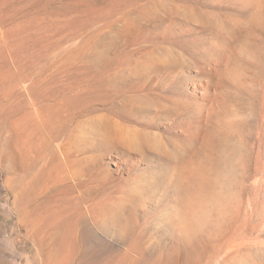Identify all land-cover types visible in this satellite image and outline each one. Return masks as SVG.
I'll return each instance as SVG.
<instances>
[{"label":"rangeland","instance_id":"1","mask_svg":"<svg viewBox=\"0 0 264 264\" xmlns=\"http://www.w3.org/2000/svg\"><path fill=\"white\" fill-rule=\"evenodd\" d=\"M234 8L218 0H0V264H264V29L246 31V13ZM202 81L211 88L197 95L207 118L189 100ZM192 111L204 119L203 143L178 132ZM107 117L161 141L171 159L105 141ZM25 141L43 148L40 164L61 154L41 193L59 191L43 207L44 223H27L18 193L37 158L29 151L28 165L12 160ZM66 155L81 159L79 178L66 174ZM179 157L197 171L186 174V207L178 206L177 173L150 187ZM87 186L107 209L119 204L118 221L80 216L61 254L48 257ZM182 210L194 213V226L168 219Z\"/></svg>","mask_w":264,"mask_h":264},{"label":"bare ground","instance_id":"2","mask_svg":"<svg viewBox=\"0 0 264 264\" xmlns=\"http://www.w3.org/2000/svg\"><path fill=\"white\" fill-rule=\"evenodd\" d=\"M218 1L219 2H222V1L227 2V3L231 4L232 6H234L238 11H240L242 13H246L247 19L244 20V21H246V25H247L245 28V29H247L246 31L252 33L254 28H256V29L259 28L261 30L264 29V0H218ZM239 23H241V22H239ZM20 24L21 23L15 24L14 29L17 30L18 27L20 26ZM14 29H13V27H9L8 29H6L4 31V35H7L11 30H14ZM236 29H237V25L235 24L234 25V32H233L234 37L237 36L236 35ZM252 37L254 38V36H252ZM239 48L242 51L247 52L249 55H251V57L254 56L255 52L249 48V46L246 44V42H241ZM234 58H235L234 60L236 62L239 59L238 56H235ZM243 61H245V60H243ZM240 65H242V64H240ZM235 69L236 68H232L231 72L229 73V75L233 78L239 74ZM218 72H221V71L220 70L214 71L215 74L219 75ZM0 75H2L0 78L4 79V77L6 76V73L4 75L3 74H0ZM226 75H228V74H226ZM219 76L221 77V75H219ZM219 82L220 81H218V84H219ZM30 85H31V83H30ZM210 89L211 88L207 84V82L202 81L199 84H197L196 86L192 85V87L190 89L191 94L189 95V100H191L195 104V107H194L195 110L201 109V108L206 109V116H205L206 118L210 115V112L208 111L209 109L206 108L205 105L198 102L197 95L198 94L200 95V93H202L203 91L208 92ZM42 108L43 107L41 105H39L37 107V110H39L41 112ZM180 110L181 109L179 107H175V109H173L172 112L174 115H177V114L179 115V114H181ZM210 111L212 112V110H210ZM192 113L194 116H191V115L188 116L186 118L185 127L183 129H178V132H183V133L189 135V137L192 139H195V138L202 139V143H203V141H204L203 138H204L205 134L203 135V133H202L203 130L201 129V126H199V125L201 123H203L204 119L202 118V114H199L196 111H192ZM167 118L172 119L173 117L169 114V115H167ZM171 124L173 126H175L176 128L181 127V126H177V124L174 125L175 124L174 121H172ZM102 134H103V139L105 141H111L112 139H114V140L121 142V144L123 146H126L128 148H134L137 150H143L146 148V149L154 150L157 154H159L163 157H166L167 160H169V158L171 159L172 152L167 147H165V144H163L161 141H159L157 143H153L152 140H149L143 132L140 133L137 130L135 132H134V130H129L128 128L124 127L119 121H117L114 118L107 117V120H106V123L104 126V133H102ZM47 143H49V142H47ZM32 145L33 144H31L29 147H27L26 141H25L24 145L22 146L24 148V150L22 148L21 149L17 148V150L12 152L11 158L13 161L18 160L20 163L24 164V162H25V164H27L26 159H27V156L29 154V151H35V153H37V155H36L37 158L34 156L33 161L31 163H29V165L27 164L28 168H34L35 171L28 174L27 179L24 182V185L20 187L18 193L20 195L21 200L23 201V203L25 205L24 209H25V215H26L27 223H44V220H45L44 212L45 211L43 210V207L47 205L46 202L52 203V201L57 196L59 191L55 190L52 193L47 192L46 194H43V195H41V193H43V190L46 189V184L48 183V181L51 180V177H52L51 168L54 165V162L55 161L57 162V160H59L58 156H61V154L51 153L52 154V161L50 163L49 162L48 163L43 162L40 164L37 159L40 158V155L43 151V148H41V147L35 148V146L30 148ZM203 145H201V146H203ZM65 153L67 154V152H64V154ZM69 155H66L64 157V160L62 161L61 164L66 167V170H67L66 174L70 178H74V179H75V177L79 178L80 172H81L80 169L82 168L81 159H74ZM89 158L90 157L84 158L83 162L87 163ZM36 161H37V163H36ZM192 164H193V161H191L188 158H184V157H179L177 159V162L173 161V162L169 163V165H167V162H166L162 166V171H159L160 178L154 177V179H152L150 181L151 182L150 187H152V186L156 187L157 185H159L161 183L160 181H164L165 184L166 183L170 184L172 175H175L177 173V178H178L179 183H180V187L178 188V190L176 192L177 193L176 196L179 199V205L178 206H180V201L182 200L181 204L186 207L187 205H189V203L193 202L191 200V197L186 196L184 193L185 190L187 189V185L185 183V180H187L188 177L186 174L187 173H189V174L192 173L193 175L196 174L195 173L196 169H194V167L191 166ZM82 183H83V181H80V182H77L76 185L70 184V185H68V187H66V185H65V188H66L65 190H71L76 186H80V184H82ZM93 189H94L93 186H87L76 197L77 201L73 205L76 212L74 214H70L68 216V218L66 219V221L64 223H62L61 226H59L60 235L56 239V248L54 250V248L52 249L50 247L49 250H47L46 253H47L48 257H50L51 254H54L56 256L61 254L62 250L66 247V244L68 242L69 235H70L71 231H73L75 228V223H77L79 221V219L81 218L80 216L86 215L90 218L91 216H94L97 213L99 214V212H100L101 214L107 215L112 220L113 223H116L118 221L117 218L119 217V210H118L119 204H115V205L111 206L110 209L109 208L107 209L106 206L103 204V202H104L103 198L98 199V195H91L93 193ZM61 191H63V190L61 189ZM83 201L85 202V206H84L83 210H80L79 206H80V203ZM175 206H176V204H175ZM98 207H100V209ZM169 216L170 217H168V219L170 221H172V223H181L182 226L185 225L184 226L185 228H188V224L194 226V224H192V223H194V219H192L190 214H188L185 210H182V212H178V213H172ZM108 217H106V218H108ZM183 234L185 236H187L185 240H187L188 242L195 239V236L193 234H192V236H189V235H186V233H184V231H183ZM37 235H39V233ZM42 242H43V240H42ZM49 243L50 242H46V244H44V242H43V244L46 247L49 246L48 245ZM176 250H177V248L172 250L171 253H166L165 258L175 254ZM115 264H124V261H121L119 259L116 261ZM158 264H167V263L164 262V260L159 259Z\"/></svg>","mask_w":264,"mask_h":264}]
</instances>
